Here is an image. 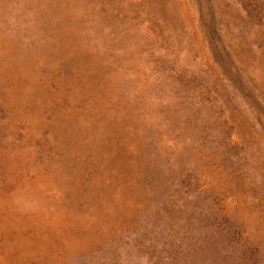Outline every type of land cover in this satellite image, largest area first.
<instances>
[{
    "label": "rangeland",
    "instance_id": "obj_1",
    "mask_svg": "<svg viewBox=\"0 0 264 264\" xmlns=\"http://www.w3.org/2000/svg\"><path fill=\"white\" fill-rule=\"evenodd\" d=\"M0 264H264V0H0Z\"/></svg>",
    "mask_w": 264,
    "mask_h": 264
}]
</instances>
